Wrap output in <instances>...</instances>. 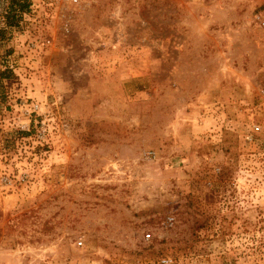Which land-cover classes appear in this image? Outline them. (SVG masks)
I'll list each match as a JSON object with an SVG mask.
<instances>
[{
	"label": "rangeland",
	"instance_id": "obj_1",
	"mask_svg": "<svg viewBox=\"0 0 264 264\" xmlns=\"http://www.w3.org/2000/svg\"><path fill=\"white\" fill-rule=\"evenodd\" d=\"M0 0V264H264V0Z\"/></svg>",
	"mask_w": 264,
	"mask_h": 264
},
{
	"label": "trees",
	"instance_id": "obj_2",
	"mask_svg": "<svg viewBox=\"0 0 264 264\" xmlns=\"http://www.w3.org/2000/svg\"><path fill=\"white\" fill-rule=\"evenodd\" d=\"M30 0H9V7L5 15L8 27H16L23 20V14L30 11Z\"/></svg>",
	"mask_w": 264,
	"mask_h": 264
},
{
	"label": "built area",
	"instance_id": "obj_3",
	"mask_svg": "<svg viewBox=\"0 0 264 264\" xmlns=\"http://www.w3.org/2000/svg\"><path fill=\"white\" fill-rule=\"evenodd\" d=\"M71 1L76 3V2H78L79 0H71Z\"/></svg>",
	"mask_w": 264,
	"mask_h": 264
}]
</instances>
